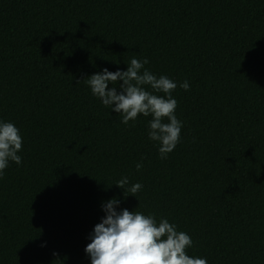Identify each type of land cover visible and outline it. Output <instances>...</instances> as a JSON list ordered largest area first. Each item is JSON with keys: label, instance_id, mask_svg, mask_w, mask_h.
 <instances>
[{"label": "trees", "instance_id": "16d2710c", "mask_svg": "<svg viewBox=\"0 0 264 264\" xmlns=\"http://www.w3.org/2000/svg\"><path fill=\"white\" fill-rule=\"evenodd\" d=\"M132 58L177 84L166 159L151 115L124 124L83 81ZM0 121L23 140L0 177V264H91L113 197L207 264H264V0H0Z\"/></svg>", "mask_w": 264, "mask_h": 264}, {"label": "clouds", "instance_id": "9594fccd", "mask_svg": "<svg viewBox=\"0 0 264 264\" xmlns=\"http://www.w3.org/2000/svg\"><path fill=\"white\" fill-rule=\"evenodd\" d=\"M147 63L146 58L143 61L132 58L126 71L110 72L105 68L83 81L105 107L122 115V123L128 124L140 114L145 117L151 115L149 139L159 142L160 158L166 159L180 142L183 126L175 115L177 101L172 97L177 84L163 75L157 78L144 69ZM119 81H122L119 92L116 86L109 88V84L115 85ZM146 85L153 92L145 90ZM179 87L187 91L190 85L185 80ZM155 92L164 95L158 96L153 94ZM165 119L168 122H164ZM22 144L19 129L11 122L0 121V177L9 161L17 165L22 163L21 156L17 154ZM142 167L141 163H137V171ZM128 184L127 177L115 183L123 189L125 197H136L142 185L135 183L126 187ZM119 205L120 200L115 197L102 205L105 216L94 226L89 236L91 242L84 249L91 264H207L206 258L192 257L186 253L193 241L185 232H178L175 224H170L165 218L157 223L151 214L117 210Z\"/></svg>", "mask_w": 264, "mask_h": 264}]
</instances>
